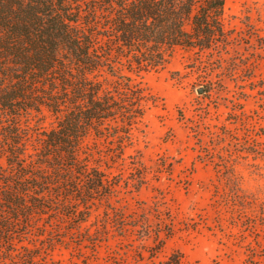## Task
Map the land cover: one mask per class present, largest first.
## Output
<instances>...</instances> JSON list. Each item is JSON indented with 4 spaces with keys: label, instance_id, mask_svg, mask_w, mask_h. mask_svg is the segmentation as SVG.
<instances>
[{
    "label": "rangeland",
    "instance_id": "rangeland-1",
    "mask_svg": "<svg viewBox=\"0 0 264 264\" xmlns=\"http://www.w3.org/2000/svg\"><path fill=\"white\" fill-rule=\"evenodd\" d=\"M225 27L215 68L178 49L123 70L150 96L144 117L120 157L87 140L114 192L80 224L35 217L0 264H264V0H226Z\"/></svg>",
    "mask_w": 264,
    "mask_h": 264
},
{
    "label": "trees",
    "instance_id": "trees-1",
    "mask_svg": "<svg viewBox=\"0 0 264 264\" xmlns=\"http://www.w3.org/2000/svg\"><path fill=\"white\" fill-rule=\"evenodd\" d=\"M225 7L0 0V258L35 217L64 214L80 224L93 199L114 192L87 140L104 138L120 157L144 117L150 96L123 70L162 68L178 49L197 55L195 67L215 68L231 39ZM48 117L55 122L45 129Z\"/></svg>",
    "mask_w": 264,
    "mask_h": 264
}]
</instances>
